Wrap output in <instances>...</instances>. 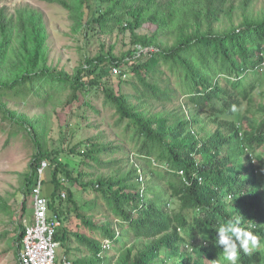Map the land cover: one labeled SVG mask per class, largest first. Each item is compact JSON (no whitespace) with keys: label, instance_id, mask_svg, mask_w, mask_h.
<instances>
[{"label":"trees","instance_id":"16d2710c","mask_svg":"<svg viewBox=\"0 0 264 264\" xmlns=\"http://www.w3.org/2000/svg\"><path fill=\"white\" fill-rule=\"evenodd\" d=\"M41 1L65 10L87 43L129 31L131 50L119 56L116 44L103 45L70 73L51 64L39 10L0 8V131L29 130L36 150L19 218L46 161L49 215L62 222L59 260L228 264L217 230L241 217L259 245L240 251L237 264H264V11L245 14L255 0ZM225 18L228 27H216ZM56 103L88 132L67 153L50 150L43 126L21 108ZM61 155L79 165L76 176ZM80 192L93 197L83 202ZM18 215L10 250L19 263L27 223ZM70 217L80 221L75 230Z\"/></svg>","mask_w":264,"mask_h":264},{"label":"rangeland","instance_id":"374dc122","mask_svg":"<svg viewBox=\"0 0 264 264\" xmlns=\"http://www.w3.org/2000/svg\"><path fill=\"white\" fill-rule=\"evenodd\" d=\"M8 7L11 11H15L21 7H31L39 10L43 15L49 30L51 41V64L59 69H65L70 73H74L76 69L82 64L86 55L96 56L103 45L108 48L111 43L117 45L116 54L124 56L126 52L131 50V33L127 31L124 36L115 37L113 39L99 40L97 37L87 43L78 33L73 31L72 22L70 21L68 13L55 4H49L41 0H0V8ZM264 11V0H255L248 11L245 13L249 16H255ZM238 10L233 17L235 23L242 20L243 14ZM229 20L220 21L216 27L227 28ZM155 27L142 29L138 31L139 34H146L153 32ZM169 37V36H167ZM116 70V69H115ZM113 71V74H118ZM182 102H185V97L182 96ZM13 109H17L15 103H11ZM191 107V106H190ZM22 111L29 114L30 118L40 122L43 128L39 130L42 132L45 129L44 140L48 144L50 150H60L61 152H70L79 142L81 138L87 137V131H81L77 127V121L70 118L68 121V111H64L61 105L56 103L49 104L43 108H29L26 105H21ZM245 109V108H244ZM240 110L241 114L245 110ZM238 115V114H237ZM236 115V117H237ZM69 123V124H68ZM109 131L111 129L110 123H105ZM5 125V124H4ZM19 133L10 135L13 131L12 127H6L0 131V196L7 204L8 210L0 212V236L4 237L3 242L0 243V264H20L14 257L13 249L10 250L11 238L15 236L17 215L22 201L21 191L24 187V180L30 174V164L36 153L32 137L29 130L25 131L20 128L15 129ZM59 161L69 163L70 169H73L76 176L79 165L75 164L71 158L61 155ZM72 164V165H71ZM78 195V187L73 186ZM53 190V185L48 181L47 173L44 176L43 195L49 197ZM83 202H89L93 194L89 192H80ZM63 200L66 197L63 195ZM28 215L19 218L18 221L24 220L28 224L34 217V199L29 198L28 201ZM95 213V212H94ZM99 219H97L98 221ZM80 221L75 217H70L69 227L75 230ZM87 234H90L86 231ZM1 236V237H2ZM106 245V243H104ZM70 246H77V243H69ZM7 251V254L4 252ZM58 257L62 258L60 250H58ZM74 258L71 257L70 261Z\"/></svg>","mask_w":264,"mask_h":264},{"label":"built area","instance_id":"2783aa9c","mask_svg":"<svg viewBox=\"0 0 264 264\" xmlns=\"http://www.w3.org/2000/svg\"><path fill=\"white\" fill-rule=\"evenodd\" d=\"M49 168L50 163L45 161L38 169V180L33 190L34 217L26 225L23 235L20 264H71L65 258H58L60 243L56 236L62 222L58 215H49L48 200L43 195L44 176Z\"/></svg>","mask_w":264,"mask_h":264},{"label":"clouds","instance_id":"9594fccd","mask_svg":"<svg viewBox=\"0 0 264 264\" xmlns=\"http://www.w3.org/2000/svg\"><path fill=\"white\" fill-rule=\"evenodd\" d=\"M235 106L232 111H235ZM217 244L222 248L228 264H237L238 254H250L259 245V238L252 231L241 226V217L228 219L217 230Z\"/></svg>","mask_w":264,"mask_h":264}]
</instances>
